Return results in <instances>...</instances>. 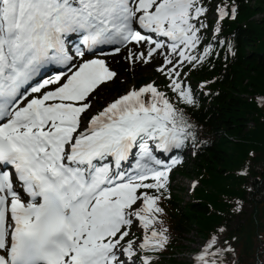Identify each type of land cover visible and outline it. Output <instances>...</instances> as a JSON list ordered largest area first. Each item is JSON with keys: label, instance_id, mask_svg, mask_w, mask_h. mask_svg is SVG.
<instances>
[{"label": "snow or ice", "instance_id": "1", "mask_svg": "<svg viewBox=\"0 0 264 264\" xmlns=\"http://www.w3.org/2000/svg\"><path fill=\"white\" fill-rule=\"evenodd\" d=\"M238 8L0 0V264H160L174 242L165 203L183 160L173 153L202 143L189 75L237 56L236 34L223 33ZM121 53L131 69L152 67L163 87L153 79L109 95L122 82L110 58ZM243 211L236 200L233 215ZM239 243L225 222L189 259L247 264Z\"/></svg>", "mask_w": 264, "mask_h": 264}, {"label": "trees", "instance_id": "2", "mask_svg": "<svg viewBox=\"0 0 264 264\" xmlns=\"http://www.w3.org/2000/svg\"><path fill=\"white\" fill-rule=\"evenodd\" d=\"M236 3L238 19L224 23L223 35L236 34L237 56L227 61L217 59L191 73L195 81H214L203 88L209 95L200 94V107L190 110L204 147L191 168L180 170L188 177L197 175L201 187L190 201L178 194L172 195L165 207L172 233L179 238L185 236L184 240L194 233L203 240L210 237L217 225L227 222L230 234L235 230L240 238L237 245L240 259L252 264L264 253V104L261 103L264 98V0L254 3L236 0ZM258 14L262 15L260 19L256 18ZM123 71L121 68L120 74ZM156 75L164 84L159 74ZM147 80L141 75L137 83ZM125 87V82H117L107 91L110 95L117 94ZM98 103L103 105L102 101ZM245 170L247 176H241ZM238 199L244 206L250 205L249 213L233 215ZM240 216L243 219L234 226ZM188 242L194 244L190 239ZM189 248L178 247L174 239L172 251L164 254L160 264H185L173 256V250L184 253Z\"/></svg>", "mask_w": 264, "mask_h": 264}, {"label": "rangeland", "instance_id": "3", "mask_svg": "<svg viewBox=\"0 0 264 264\" xmlns=\"http://www.w3.org/2000/svg\"><path fill=\"white\" fill-rule=\"evenodd\" d=\"M255 1H256V0H253V3H254ZM261 17H262L261 14H258V15L256 16L257 19H258V18L260 19ZM121 56H122V55H121ZM121 56L115 58V60H110V62L112 63V67H113L115 70H117L118 72L121 71V68L124 69V71H123L124 74H120V73H119V74H120V80H121L122 82H125V84H126V87H125L124 91H125L127 88L131 87V86H135L136 84H139V83H137V82L139 81L141 75H143L144 77L146 76V79H148V82H149V81H152L153 79H157V76H156V74L154 73L152 67H149V66H143V67H141V66H137L135 69H131V68L128 67L127 63H126L125 61H123V60L120 58ZM126 71H129L130 74H126ZM141 71H142V73H139V72H141ZM128 75H130V76H128ZM128 78L131 79L130 82L128 81ZM145 83H146V82H145ZM140 84H142V83H140ZM124 91H122V92H120V93H117V94H113V93H111V95H112V96H115V95H118V94H122ZM107 93L109 94V90L107 91ZM109 95H110V94H109ZM98 98H100V99H98ZM98 98H97V103H98L99 100H102V104L105 103L106 97H105L104 95H101V96L98 97ZM98 105L101 106V107L103 106V105H100L99 103H98ZM174 170H175V168H174ZM196 177H197V175H196ZM192 179H193V178H192ZM192 179H191V178H185L182 174H177V175H175V184H174V187H175V189H177V190H179V189H184V190H181V191H180V194H181V196L185 199V201H188V200L190 199L188 186H189V181H191ZM194 196H195V194L193 195V197H194ZM250 210H251L250 205H249V204H246V205L244 206V211H245L246 213H249ZM242 219H243V216L238 217V218L236 219V221L233 223V225L235 226V225L237 224V222H240ZM189 239L192 240V241H194V244H195V245H196L197 243H202V242H203L201 239H199L198 235L196 236L195 233H194V234H191V235L189 236L188 240H189ZM188 240H187L186 243H185L186 247L193 248L195 245L189 243ZM190 248H189V249H190ZM189 249L183 251L184 254H182V256L179 257V260H180V261H182V262H186V261H188L189 254L192 253V251H190Z\"/></svg>", "mask_w": 264, "mask_h": 264}]
</instances>
